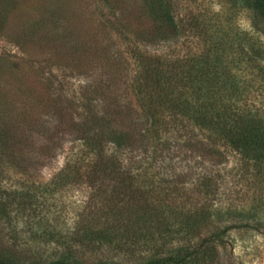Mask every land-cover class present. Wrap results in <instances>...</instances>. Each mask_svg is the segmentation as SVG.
<instances>
[{"label":"trees","instance_id":"1","mask_svg":"<svg viewBox=\"0 0 264 264\" xmlns=\"http://www.w3.org/2000/svg\"><path fill=\"white\" fill-rule=\"evenodd\" d=\"M226 2L264 15V0ZM173 35L140 37L161 47L132 50L129 82L83 86L69 151L46 181L35 175L53 152L48 128L38 143L36 129L0 116V264H222L235 229L264 240V66L227 35L200 34L183 54L169 49ZM124 84L131 97L118 94ZM203 156L233 161L197 163L185 202L181 169ZM75 191L87 202H67Z\"/></svg>","mask_w":264,"mask_h":264},{"label":"rangeland","instance_id":"2","mask_svg":"<svg viewBox=\"0 0 264 264\" xmlns=\"http://www.w3.org/2000/svg\"><path fill=\"white\" fill-rule=\"evenodd\" d=\"M172 14L178 32L168 23ZM196 21L203 33L190 26ZM209 21L214 24L210 30L205 25ZM156 33H174L179 40L169 49L176 54L193 50L200 34L227 35L224 40L233 47L244 42L248 51L258 54L259 67L264 66V15L254 10L236 15L226 0H0V116H17V128L36 129L38 143L45 142L38 137L48 128L52 142L53 152H47L36 179L48 180L63 164L71 144L72 121L80 114L83 86L102 80L129 82L134 74L132 50L153 52L151 47H161L140 40ZM122 86L118 94L131 97V88ZM229 158L219 165L211 156L189 157V166L181 169L192 180L189 186L180 187L184 201L197 188L193 180L199 175L192 174L197 163L201 170L209 166L220 171L233 161ZM247 186L244 183L243 190ZM221 188L228 191L227 185ZM178 193L176 202L181 201ZM65 200L87 202L77 191L67 192ZM234 233L238 246L224 251L222 264H264V240L244 229Z\"/></svg>","mask_w":264,"mask_h":264}]
</instances>
